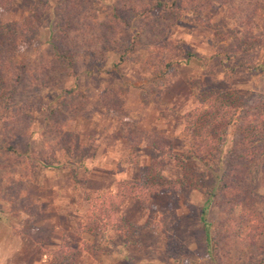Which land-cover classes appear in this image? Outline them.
Wrapping results in <instances>:
<instances>
[{
  "label": "rangeland",
  "instance_id": "obj_1",
  "mask_svg": "<svg viewBox=\"0 0 264 264\" xmlns=\"http://www.w3.org/2000/svg\"><path fill=\"white\" fill-rule=\"evenodd\" d=\"M150 1L0 7L1 26L37 45L11 55L0 28V264H264V163L248 167L261 146L242 135L264 116V0H181L180 12L155 0L139 11ZM20 63L28 73L16 86ZM209 90L238 95L245 117L211 168L188 157L184 137ZM255 132L264 138V117ZM232 168L244 177L212 198L208 242L214 171ZM116 198L118 208L107 202Z\"/></svg>",
  "mask_w": 264,
  "mask_h": 264
},
{
  "label": "trees",
  "instance_id": "obj_2",
  "mask_svg": "<svg viewBox=\"0 0 264 264\" xmlns=\"http://www.w3.org/2000/svg\"><path fill=\"white\" fill-rule=\"evenodd\" d=\"M11 3L16 0H10ZM155 0H151L149 3L145 4V8L139 9V11H144V12H152L155 8H158L161 6V3L158 2L157 6L155 4ZM182 1L181 0H176L174 1V3L171 5L173 8H176V11H183L181 6H182ZM13 5V4H12ZM12 5H10V2H8V0H0V7L1 9L3 8L4 10L10 9L12 7ZM149 6L148 10L147 7ZM170 6V7H171ZM116 11V10H115ZM113 11V13L115 12ZM136 13L138 11H135ZM135 12L133 13V17H136L138 15V13L136 14ZM140 13V12H139ZM176 12H174L173 14H175ZM112 18H116L120 21H123L122 23H130V20H127V18H123L122 16H119L117 13H114L112 15ZM175 22H178V16L175 15ZM0 28L4 29L6 28V31L8 33H10L11 38L8 39L9 43L12 45L11 47V55L12 53H17L18 51L23 52L24 49L26 47H37L35 43V40H33V38H29L25 37V39H28L25 41L24 38H20L23 36H20L21 33H19V28L17 25L13 26L11 24L8 25H3L1 26L0 24ZM18 28V29H17ZM19 39V41H18ZM123 44V43H122ZM54 45L55 50H58V44L57 42ZM125 45V44H123ZM124 47V46H122ZM123 50H121V52L126 53L128 50V46L125 45V48H122ZM72 60V58H68L67 57V62L63 63L65 65V67L63 68L64 70H69L71 66V62L69 61ZM25 65H23L22 63H20V67L17 69H21V71H16L15 72L18 73V76H14L12 75L13 78H15V85L18 86V84L23 80L24 78V74L28 73L26 67H24ZM15 69V68H13ZM16 86L9 91L6 90H1L2 94V100L4 99L5 103L8 101H10V103L14 102V95L16 93ZM213 91V90H212ZM212 91L209 90V94H204V97H202L200 99V108L197 109L196 111H193L190 115H188L187 117V123L185 125V129H184V137L185 140L187 142L188 145V152L187 155L190 159L195 160L200 162L201 164H203L204 166L211 168L212 162H216L219 161L220 156H221V151H222V142L223 139L225 138V136L227 135L228 131L231 128L236 129V133H237V127H243L244 123H240L239 121L241 119H245L242 118L241 116V112H240V107H238V104L241 103L240 98L238 97V95H236L235 93L232 94H228V93H224L223 95H216L214 93H212ZM8 95V96H7ZM8 97V100H7ZM234 98V99H233ZM3 101V103H4ZM10 105L7 106V108L5 109L3 107V109H5V112H8L10 109ZM201 107H204L203 109ZM12 113L16 114H21L23 115L24 113L29 111L28 106H24V108H20L19 106L17 107L16 105L13 106L12 108ZM264 117V116H263ZM263 117H261L263 119ZM261 118L259 117L257 120H255L254 123H256L257 126H255L252 129H246L245 131L243 130L242 135H243V140L244 141H249L252 140V147H256V149L258 150V147L261 146V150H258L259 152L254 153V155L252 154L251 156H246V159L249 162V166L251 165H255L258 163H264V138H259L260 136L258 135L256 131V128L259 126V123L261 121ZM4 124H6L7 122H3ZM241 124L242 126H239L238 124ZM9 125V124H6ZM251 125V124H250ZM244 132H246L244 134ZM131 135L133 134V132H130ZM140 144H136L135 146V153H140ZM236 156V155H235ZM234 156V157H235ZM138 156L135 157V161H137ZM237 157L239 159H242L241 155H237ZM131 160H134L133 157H131ZM131 160L127 159L125 163L127 164H131L133 162H131ZM234 160V159H233ZM134 161V162H135ZM234 164H233V168L236 166V160H234ZM47 164V163H46ZM50 165V164H48ZM244 169L246 168V163H244L243 165ZM232 168V170L229 173H224L223 175V179L221 177V174H215V171L213 169H211L212 171H214V176L216 179L215 184L212 186V192L210 193V197L208 198L207 204L205 205L204 209H203V213H202V221L204 223V228L206 231V235H207V240L209 242L210 240V224L207 222V213H208V209H209V205L212 202V198L217 196L218 193H216V191L218 190V188L221 187V182L223 180H229L230 177H233V183H235L236 181H239V179L244 177V174H239V172L234 171ZM227 183V182H225ZM113 199V198H112ZM112 199H109V201H107L109 203V205H117L116 208H118L121 204L119 203V200L116 198L114 199L115 203L112 202ZM98 201V199H96L95 197L92 198L90 197L89 202L92 203L94 205V209L97 212V204H100ZM241 203V202H240ZM115 204V205H114ZM35 215V214H32ZM103 217V215H102ZM110 217V215H109ZM105 219V218H104ZM112 221V220H111ZM97 222V221H96ZM98 228V227H97ZM99 229L104 233L106 232L105 227H99ZM32 239H34V241L37 242V238L34 236H30ZM39 243V242H38Z\"/></svg>",
  "mask_w": 264,
  "mask_h": 264
},
{
  "label": "crops",
  "instance_id": "obj_3",
  "mask_svg": "<svg viewBox=\"0 0 264 264\" xmlns=\"http://www.w3.org/2000/svg\"><path fill=\"white\" fill-rule=\"evenodd\" d=\"M0 219H1V218H0ZM27 242H29L30 245H33L32 242H31L30 240H27ZM25 244H26V242H25Z\"/></svg>",
  "mask_w": 264,
  "mask_h": 264
}]
</instances>
